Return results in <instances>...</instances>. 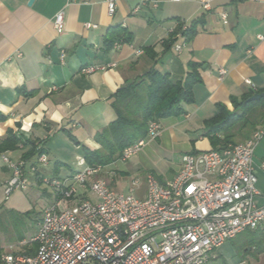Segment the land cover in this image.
Here are the masks:
<instances>
[{"label":"crops","instance_id":"crops-1","mask_svg":"<svg viewBox=\"0 0 264 264\" xmlns=\"http://www.w3.org/2000/svg\"><path fill=\"white\" fill-rule=\"evenodd\" d=\"M29 1L0 0V142L9 131L21 140L17 150L0 153V186L12 174L2 158L6 154L24 160L31 186L39 196L52 199L48 189L35 187L38 173L32 167L38 166L44 176L73 172L71 156L84 155V146L101 147L95 135L116 117L112 95L153 67L183 80L189 63L199 64L200 81L193 87L194 101L184 105L186 112L162 119L159 136L139 138L144 144L132 156L138 168L155 173L163 183L180 168L177 154L213 148L205 135L206 122L222 106L234 111V99L264 93V38H259L264 37V0H209L210 9L202 0H160L158 7L117 0L113 14L106 0ZM62 10L64 30L58 33L54 18ZM193 21L197 26L190 41L176 37L175 44H184L182 50L176 51L175 45L167 49L179 23ZM88 22L97 26L87 28ZM112 26L125 28L131 42L107 46ZM89 65L98 68L83 72ZM222 67L228 70L224 77L218 71ZM39 141L49 159L46 165H38L37 155L23 156ZM254 168L260 192L256 203L262 206L264 136L255 150ZM105 178L116 183L111 175ZM254 231L264 236V222Z\"/></svg>","mask_w":264,"mask_h":264},{"label":"built area","instance_id":"built-area-1","mask_svg":"<svg viewBox=\"0 0 264 264\" xmlns=\"http://www.w3.org/2000/svg\"><path fill=\"white\" fill-rule=\"evenodd\" d=\"M106 1L113 14L117 0ZM159 2L141 0L154 7ZM202 3L205 9L211 8L209 0ZM222 18L228 22L226 13ZM54 26L58 33L64 30L63 10L55 15ZM183 45L174 48L181 51ZM97 68L89 65L82 70L91 73ZM218 71L221 77L228 73L223 67ZM160 132L161 123L150 121L147 136L156 138ZM263 136L264 128H260L250 138L222 149L184 152L169 183L146 173L144 198L137 195L139 177L133 179L129 192L118 191L104 176L115 175L114 170L109 165H90L84 155L77 156V168L65 177L44 176L35 165L37 181L52 194L51 203L42 209L37 232L21 242L23 247L36 244V252L24 253L23 247L0 251V264H205L215 248L264 222V205L256 203L260 192L254 168L255 150ZM143 144L140 139L124 147L119 160L128 161ZM2 158L12 171L2 185L8 199L32 183L24 160L6 154ZM37 162L48 164L47 154L38 155Z\"/></svg>","mask_w":264,"mask_h":264},{"label":"trees","instance_id":"trees-1","mask_svg":"<svg viewBox=\"0 0 264 264\" xmlns=\"http://www.w3.org/2000/svg\"><path fill=\"white\" fill-rule=\"evenodd\" d=\"M196 26L197 21H193L185 29L183 23H179L173 37L166 43L167 49L175 45L178 34L190 41L196 32ZM115 42L130 43L131 35L121 26H112L108 31L106 44L111 47ZM198 68L199 64L191 62L186 77L174 80L169 73L153 67L146 74L119 88L111 98L116 117L95 135L101 147L96 150L83 147L88 164L109 165L119 159L124 147L147 135L150 121L160 122L164 118L184 114V105L194 101L193 87L200 81ZM253 94L254 92L246 94L241 101L234 99V111H227L222 106L218 114L207 120L205 135L213 143V149L237 143L231 137L246 140L254 131L264 128V96L249 100ZM20 141L13 131H9L7 137L0 142V153L17 150ZM43 152V143L39 141L34 142L31 150L23 156L31 158ZM22 252L34 254L36 244L25 245Z\"/></svg>","mask_w":264,"mask_h":264},{"label":"rangeland","instance_id":"rangeland-1","mask_svg":"<svg viewBox=\"0 0 264 264\" xmlns=\"http://www.w3.org/2000/svg\"><path fill=\"white\" fill-rule=\"evenodd\" d=\"M181 156V153L177 154L174 159L181 162ZM76 158L77 155L74 154L69 161L74 170L77 168ZM133 162L134 157L126 162L117 159L109 164L108 169L116 173L111 176L116 179V183L111 185L118 191L129 192L133 179L139 177L142 183L137 195L144 198L145 169L138 168ZM105 175L109 176L107 173H104ZM65 176L67 175H62ZM36 185L39 190L47 189L41 181L36 182ZM33 186L26 190L14 191L8 199L4 198L3 187L0 186V251L13 248L19 251L23 247L21 242L29 241L37 232L42 209L50 204L52 199L39 196V192ZM253 243L255 245L251 249ZM243 259H246L247 264H264V236L254 230L243 231L215 248L205 264H239Z\"/></svg>","mask_w":264,"mask_h":264},{"label":"water","instance_id":"water-1","mask_svg":"<svg viewBox=\"0 0 264 264\" xmlns=\"http://www.w3.org/2000/svg\"><path fill=\"white\" fill-rule=\"evenodd\" d=\"M34 0H30L29 4H32ZM264 96V93H255L249 98V100L259 99Z\"/></svg>","mask_w":264,"mask_h":264}]
</instances>
